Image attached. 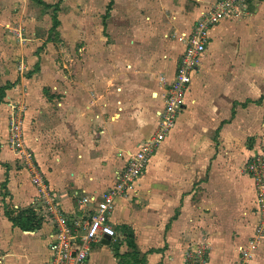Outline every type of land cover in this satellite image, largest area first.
<instances>
[{
  "label": "crops",
  "instance_id": "0c3cea01",
  "mask_svg": "<svg viewBox=\"0 0 264 264\" xmlns=\"http://www.w3.org/2000/svg\"><path fill=\"white\" fill-rule=\"evenodd\" d=\"M43 1L60 4L56 29L67 47L64 66L69 67V51L80 38L82 60L71 76L58 71L55 50L47 62L32 58L34 68L25 78L32 87L27 89L24 138L15 153L5 145L0 149V194L6 186L11 209L32 208L42 225L23 231L6 216L9 207L0 206L2 264L50 260V234L57 221H47L45 210L36 206L43 195L56 197L57 210L68 221L80 220L115 185L130 154L156 132L185 39L216 0ZM67 6L75 19L63 15ZM242 16H264V0H251L246 14L212 25L204 53L227 39ZM206 56L191 76L176 124L138 181L115 198L109 214L115 239L93 242L88 264H184L188 248L198 244L210 246L207 264H239L240 250L259 222V191L264 194V175L259 190L247 169L255 156L264 159V103L254 97L247 105L232 102L229 107L220 94L206 93V83L198 78L202 65L212 62ZM41 81L51 88L50 95L42 93ZM32 175L45 180V194ZM85 196L95 200L82 204ZM247 264H264V238Z\"/></svg>",
  "mask_w": 264,
  "mask_h": 264
},
{
  "label": "rangeland",
  "instance_id": "374dc122",
  "mask_svg": "<svg viewBox=\"0 0 264 264\" xmlns=\"http://www.w3.org/2000/svg\"><path fill=\"white\" fill-rule=\"evenodd\" d=\"M46 4L44 1L41 4L38 0H0V119L3 121L0 122V149L5 145L11 152H14V149L18 151L20 138H24L22 121L25 119L26 110L29 109L26 100L27 89L32 87L26 83L25 78L34 68L35 61H32V58L36 56L35 58H41V60L44 58L43 61H46V56L55 50V60L61 67L58 68V71L62 69V71L70 73L71 76L76 75L77 64L82 60L78 49L81 44L83 45L80 38L74 43V51H69V67L64 66L63 57H66L67 47L56 29L58 18L61 16L60 4L59 2L58 4H49L51 6ZM36 7L39 8L38 11ZM71 8V6L64 8L65 13L63 14L67 15L70 20L76 17L72 16ZM93 8L95 9L96 6ZM98 8L101 9V16H104L106 8L103 5ZM87 14L94 16L89 11ZM33 16H36V20L33 19ZM243 18L244 20H240L234 25L233 32L227 39L220 41L219 45L212 46L209 52L203 53L202 59L204 54L207 55L206 57L212 56L210 59L212 62L208 63L207 67L202 65L201 73L198 75V78L200 77L199 79L206 83L204 85L205 92L220 94V102L222 104L228 102L229 107L232 102L247 105L248 101L254 97H260L261 105L264 103V16H259L255 20L252 16ZM51 24L53 25L51 26ZM104 40L112 41L111 38ZM35 58L33 60H36ZM68 59H66L67 62ZM46 68L48 69L49 66L47 65ZM8 82H14V85L8 84ZM40 86L43 94L49 93L50 95L52 92L50 87H48L49 91L42 81ZM260 139L264 144V133L260 135ZM26 153L31 159L32 153L28 151ZM22 156L25 157L23 153ZM36 171L34 169V172ZM33 177L34 175H32ZM43 181L45 180L43 179ZM7 190L6 186L1 190L0 206L5 204L11 209L14 205L12 202H6V197L9 196ZM36 206L45 210L46 216H49L47 221L53 219L51 210L48 209L50 204L47 199L43 198L40 205L36 204ZM260 220L259 213V222ZM2 228L3 223H0V232ZM262 238L264 235H253L248 245L241 248L239 264H247L248 258L253 256L254 251H249V255L245 256L244 250L249 249L252 242L255 240L258 242ZM11 242L13 246L16 245L15 232H12ZM1 250L0 247V264L3 260L1 259L3 255ZM209 255L210 246L207 245L203 251L205 260L209 259ZM15 264L27 263L24 260L22 263L17 261Z\"/></svg>",
  "mask_w": 264,
  "mask_h": 264
},
{
  "label": "built area",
  "instance_id": "2783aa9c",
  "mask_svg": "<svg viewBox=\"0 0 264 264\" xmlns=\"http://www.w3.org/2000/svg\"><path fill=\"white\" fill-rule=\"evenodd\" d=\"M251 0H216L198 20L194 31L186 39V48L177 65L175 75L167 84L164 93V106L158 113V128L156 132L141 144L138 151L130 154L127 165L117 174L115 185L105 190L101 199L93 206L87 218L70 220L64 218L57 210L55 198L45 194L43 179L36 175L32 181L40 188L42 195L50 204L49 210L57 221V226L50 234L49 249L51 258L46 264H88V256L93 242L109 235L116 237V229L110 221L109 214L113 209L115 198L125 194L138 181L146 167L156 146L161 143L166 134L174 127L179 111L185 101V92L193 73L199 72L202 55L206 50L207 30L221 20L246 14L250 8ZM248 171L255 176L258 189L262 186L264 175V159L255 156L247 166ZM47 196V197H45ZM94 197H83L80 202L87 204L93 202ZM258 212L261 220L255 229V236L264 235V194H258ZM257 240L252 242L249 249L244 250L248 256L249 251L256 249ZM207 244L193 245L188 248L184 257V264H207L203 251Z\"/></svg>",
  "mask_w": 264,
  "mask_h": 264
},
{
  "label": "trees",
  "instance_id": "16d2710c",
  "mask_svg": "<svg viewBox=\"0 0 264 264\" xmlns=\"http://www.w3.org/2000/svg\"><path fill=\"white\" fill-rule=\"evenodd\" d=\"M38 2L42 4L43 1L38 0ZM5 214L14 226L20 227L23 231H34L42 225V219L38 217L32 208H26L18 212L15 209H5Z\"/></svg>",
  "mask_w": 264,
  "mask_h": 264
},
{
  "label": "water",
  "instance_id": "95a60500",
  "mask_svg": "<svg viewBox=\"0 0 264 264\" xmlns=\"http://www.w3.org/2000/svg\"><path fill=\"white\" fill-rule=\"evenodd\" d=\"M104 241H105V243L110 244L111 237H110L109 235H105V236H104Z\"/></svg>",
  "mask_w": 264,
  "mask_h": 264
}]
</instances>
